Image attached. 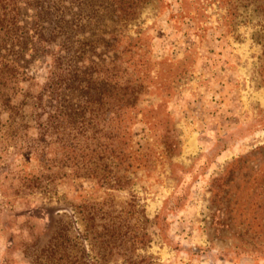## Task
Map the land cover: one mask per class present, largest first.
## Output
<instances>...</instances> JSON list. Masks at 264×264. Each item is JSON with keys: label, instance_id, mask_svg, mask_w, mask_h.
Instances as JSON below:
<instances>
[{"label": "rangeland", "instance_id": "374dc122", "mask_svg": "<svg viewBox=\"0 0 264 264\" xmlns=\"http://www.w3.org/2000/svg\"><path fill=\"white\" fill-rule=\"evenodd\" d=\"M24 1L37 90L54 53L75 64L80 48L39 41ZM111 23L81 61L136 101L107 118L99 161H59L29 106L0 101V264H264V0H143Z\"/></svg>", "mask_w": 264, "mask_h": 264}, {"label": "trees", "instance_id": "16d2710c", "mask_svg": "<svg viewBox=\"0 0 264 264\" xmlns=\"http://www.w3.org/2000/svg\"><path fill=\"white\" fill-rule=\"evenodd\" d=\"M23 1L0 0V101L11 115L23 113L29 106L30 115L37 121L38 140L43 142V138L52 137L51 141L62 152L59 161H99L101 134L109 135L111 143L116 137L108 119L117 118L121 110L133 108L135 90L130 83L118 86L114 80L106 89L92 86L97 78L91 81L88 64H94L97 72L100 64L91 59L81 61V58L89 50L87 46H97L105 28L109 27L108 20L111 25L132 20L138 15L143 0H25L35 10L39 41L44 43L64 35L68 44L74 34L78 36L72 44L80 48L74 55L80 59L75 64L70 56L54 53L46 79L37 90L24 85L29 69L22 62L23 47L17 45ZM45 22H48V35ZM78 26L84 30L72 33ZM95 37L98 40L94 41ZM18 94L23 98L18 99ZM75 94L80 97L74 99Z\"/></svg>", "mask_w": 264, "mask_h": 264}]
</instances>
